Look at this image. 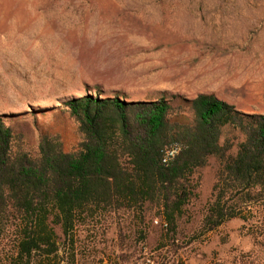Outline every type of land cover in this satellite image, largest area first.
I'll return each mask as SVG.
<instances>
[{
    "label": "rangeland",
    "instance_id": "1",
    "mask_svg": "<svg viewBox=\"0 0 264 264\" xmlns=\"http://www.w3.org/2000/svg\"><path fill=\"white\" fill-rule=\"evenodd\" d=\"M116 93L128 103L214 94L264 115V0H0V115L49 111L40 127L69 150L80 135L59 113L61 100ZM19 131L35 144L32 123ZM216 169L211 160L195 175L199 188L179 221L176 252L159 249L162 221L152 213L146 242L137 243L128 220L121 253L114 223L78 249L77 264L132 253L131 264H264L247 235L254 222L233 220L203 235Z\"/></svg>",
    "mask_w": 264,
    "mask_h": 264
},
{
    "label": "trees",
    "instance_id": "2",
    "mask_svg": "<svg viewBox=\"0 0 264 264\" xmlns=\"http://www.w3.org/2000/svg\"><path fill=\"white\" fill-rule=\"evenodd\" d=\"M120 97L61 100L59 113L80 135L69 150L40 127L49 111L0 115V264H77L78 249L114 223L123 253V225L129 220L144 243L152 213L162 221L159 249L176 252L179 221L199 188L195 175L211 160L217 169L203 235L233 220L254 222L247 235L264 255V115L214 94L140 103ZM26 123L39 130L33 145L19 131ZM169 152L174 157L164 162Z\"/></svg>",
    "mask_w": 264,
    "mask_h": 264
},
{
    "label": "built area",
    "instance_id": "3",
    "mask_svg": "<svg viewBox=\"0 0 264 264\" xmlns=\"http://www.w3.org/2000/svg\"><path fill=\"white\" fill-rule=\"evenodd\" d=\"M174 154H175V152H169V153L166 155V157H165V159H164V162H167V161H169L171 158H173V157H174Z\"/></svg>",
    "mask_w": 264,
    "mask_h": 264
}]
</instances>
